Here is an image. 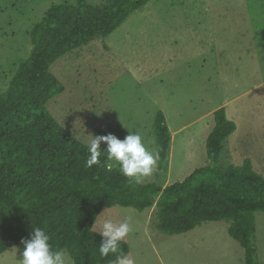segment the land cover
<instances>
[{"label":"rangeland","instance_id":"1","mask_svg":"<svg viewBox=\"0 0 264 264\" xmlns=\"http://www.w3.org/2000/svg\"><path fill=\"white\" fill-rule=\"evenodd\" d=\"M73 1L0 0V93L31 53L32 27L51 5ZM51 72L65 91L48 102L47 110L85 145L99 128L114 123L126 136L139 133L158 156L154 122L164 113L172 137L168 159L162 172L157 159L151 175L132 178L139 184L157 182L165 188L210 165L205 143L221 108L237 130L212 165L227 169L249 160L264 178L262 0L152 1L108 38L56 61ZM106 219L129 221L132 230L123 241L134 264H245L244 249L229 235L227 221L170 236L156 228L154 209L114 206L101 211L95 232ZM255 220L253 243L264 264V212ZM23 249L12 247L0 264H19Z\"/></svg>","mask_w":264,"mask_h":264},{"label":"trees","instance_id":"2","mask_svg":"<svg viewBox=\"0 0 264 264\" xmlns=\"http://www.w3.org/2000/svg\"><path fill=\"white\" fill-rule=\"evenodd\" d=\"M152 1L156 0L56 3L32 27L31 53L15 67L7 90L0 93V256L23 245L33 228L40 227L53 248L67 251L74 264H113L117 254L129 255L128 243L122 240L119 253L101 257L103 237L93 228L103 209L121 206L141 212L154 209L156 228L170 236L189 233L206 222L227 221L229 235L244 249V263L260 264L253 234L255 214L264 212V178L249 160L227 169L212 165L237 130L225 108L214 113L215 124L205 143L211 164L165 188L157 182L139 184L118 167L111 172L87 167V145L47 110L48 102L65 91L51 72L54 63L108 38ZM154 129L160 173L172 139L164 113L156 115ZM109 133L121 140L126 137L114 123L99 128L96 136ZM106 147L102 142L101 149ZM105 160L101 157L102 163Z\"/></svg>","mask_w":264,"mask_h":264},{"label":"clouds","instance_id":"3","mask_svg":"<svg viewBox=\"0 0 264 264\" xmlns=\"http://www.w3.org/2000/svg\"><path fill=\"white\" fill-rule=\"evenodd\" d=\"M93 137V136H92ZM107 147L101 149V143ZM89 157L86 166H102L111 172L114 167L126 177L135 178L146 177L153 172L158 156L148 150L142 141L139 133L129 131L123 139H119L114 134L95 136L87 143ZM101 157H106L102 163ZM131 225L127 219L123 222L115 223L106 219L100 225L98 232L103 239L99 243V254L101 257H108L110 254L120 252V242L130 233ZM24 245L22 258L19 264H69V257L63 249H54L50 243V236L44 228L34 227L30 238L21 241ZM113 264H134L126 254L116 255Z\"/></svg>","mask_w":264,"mask_h":264},{"label":"crops","instance_id":"4","mask_svg":"<svg viewBox=\"0 0 264 264\" xmlns=\"http://www.w3.org/2000/svg\"><path fill=\"white\" fill-rule=\"evenodd\" d=\"M129 255H130V253H129ZM129 255H128V257H129Z\"/></svg>","mask_w":264,"mask_h":264}]
</instances>
